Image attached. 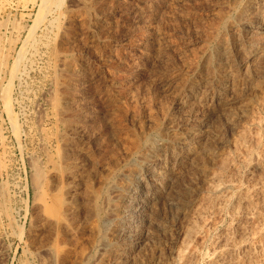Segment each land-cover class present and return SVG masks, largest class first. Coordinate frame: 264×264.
Listing matches in <instances>:
<instances>
[{
	"label": "rangeland",
	"instance_id": "374dc122",
	"mask_svg": "<svg viewBox=\"0 0 264 264\" xmlns=\"http://www.w3.org/2000/svg\"><path fill=\"white\" fill-rule=\"evenodd\" d=\"M45 2L0 0V264H175L192 225L205 226L186 264H212L234 236L246 238L219 264L255 250L264 259V242L251 230L264 193L235 229L232 206L209 207L206 190L230 157L239 169L226 196L264 187V170L253 168L264 152V0ZM249 21L260 43L254 63ZM223 72H232L224 77L232 87L219 95ZM244 133L249 157L234 154ZM38 170L44 179L36 185ZM61 184L72 204L70 229L55 228L44 209Z\"/></svg>",
	"mask_w": 264,
	"mask_h": 264
},
{
	"label": "bare ground",
	"instance_id": "6f19581e",
	"mask_svg": "<svg viewBox=\"0 0 264 264\" xmlns=\"http://www.w3.org/2000/svg\"><path fill=\"white\" fill-rule=\"evenodd\" d=\"M48 1V0H47ZM94 1V0H93ZM96 1H99V0H96ZM103 1V0H102ZM44 2H45V0H44ZM54 2V1H53ZM59 2V1H58ZM45 3H47V2H45ZM45 3H43V4H45ZM253 3V2H252ZM48 4V3H47ZM247 4V3H246ZM248 4H249V2H248ZM251 5V4H250ZM49 6V5H48ZM43 8H46L45 6L43 7ZM249 8V7H248ZM254 8V7H253ZM246 9V8H245ZM244 9V10H245ZM40 10H42V9H40ZM260 10V9H259ZM259 10L257 11L258 13H260L259 12ZM239 11V10H238ZM247 11V10H246ZM44 12V11H43ZM242 12V11H241ZM256 12V13H257ZM246 13V12H245ZM245 13H244V15H245ZM249 13V12H248ZM264 13V12H263ZM228 14V13H227ZM225 15V14H224ZM251 15V14H250ZM250 15H249V17H250ZM253 16V15H252ZM244 18H245V16H243ZM247 17V16H246ZM243 18V19H244ZM251 18H253V17H251ZM263 17H260V15H257L256 14V17H254L253 19H255V22L258 24V25H260V23H263V19H262ZM243 19H242V22H243ZM246 19V18H245ZM238 20V19H237ZM250 20V19H249ZM223 21V20H222ZM239 21V20H238ZM246 21V20H245ZM55 22V21H54ZM240 22H241V19H240ZM252 22H254L253 20H252ZM252 22H246L245 23V25L243 26L244 27V29H246V31L249 33V40H250V46H251V48H252V50H251V53L249 54V56H248V58L250 59V60H252L251 61V63H254V61H255V59H256V57H257V55H258V53H259V49H258V45L260 44L259 42H257L256 41V30H255V26H254V23H252ZM255 23V24H256ZM173 24V23H172ZM215 24V23H214ZM238 24V23H237ZM233 26V25H232ZM237 27H240V25L238 26V25H236ZM264 26V25H263ZM236 27V28H237ZM198 28H200V27H198ZM235 28V29H236ZM240 29V28H239ZM243 29V28H242ZM241 29V30H242ZM234 30V29H233ZM240 31V30H239ZM245 31V32H246ZM213 32V31H212ZM230 32V31H229ZM221 33V32H220ZM237 33V32H236ZM234 34V33H233ZM248 35V34H247ZM224 36V35H223ZM223 36L221 37V38H223ZM234 36H235V34H234ZM233 36V37H234ZM237 36V35H236ZM208 38V37H207ZM241 38V37H240ZM224 39H226L225 37L223 38V40ZM236 39V38H235ZM156 41V40H155ZM206 41H208V40H206ZM234 41V40H233ZM220 42H221V40H220ZM224 42H225V40H224ZM227 42V41H226ZM257 42V43H256ZM259 43V44H258ZM256 44H258L257 46H256ZM229 45H230V43H229ZM228 45V46H229ZM236 45V44H235ZM218 46H222V45H218ZM225 47V46H224ZM230 48V47H229ZM261 48V47H260ZM215 49H217V48H215ZM220 49V48H219ZM238 49V48H237ZM60 50V49H59ZM215 51V50H214ZM228 51L229 50H227V52H226V54L228 53ZM244 51V50H243ZM202 52V51H201ZM216 52V51H215ZM240 52V51H239ZM238 52V53H239ZM264 52V51H263ZM220 53H221V51H220ZM247 53H248V51H247ZM22 54V53H21ZM229 54H230V52H229ZM261 54V53H260ZM2 55V54H1ZM4 55V54H3ZM211 56V55H210ZM213 56V55H212ZM223 56V55H222ZM222 56H220V57H222ZM225 56V55H224ZM233 56V55H232ZM235 57V56H234ZM238 57V56H237ZM241 57V56H240ZM243 57H244V55H243ZM259 57V56H258ZM10 58V57H9ZM245 58V57H244ZM212 59V58H211ZM217 59V58H216ZM243 59V58H242ZM246 59V58H245ZM205 60H207V59H205ZM223 60V59H222ZM225 60V59H224ZM261 60V59H260ZM214 61V60H213ZM245 61V60H244ZM204 62V61H203ZM208 62V61H207ZM222 62V61H221ZM250 62V61H249ZM248 62V63H249ZM6 63H8V62H6ZM215 63V62H214ZM218 63H220L219 61H218ZM207 64V63H206ZM229 64V63H228ZM234 64V63H233ZM236 64V63H235ZM208 65V64H207ZM211 65V64H210ZM214 65V64H213ZM216 65V64H215ZM227 65V64H226ZM251 65H253V64H251ZM172 66V65H171ZM206 66V65H205ZM235 66V65H234ZM262 66V65H261ZM207 67H209V66H207ZM256 67V66H255ZM258 67H259V64H258ZM203 68V67H202ZM210 68H212V66L210 67ZM216 68V67H215ZM218 68V67H217ZM229 68V67H228ZM233 68V67H232ZM235 68V67H234ZM254 68V67H253ZM13 69V68H12ZM208 69V68H207ZM225 69V68H224ZM210 70V69H209ZM229 70H230V68H229ZM233 70V69H232ZM231 70V71H232ZM238 70V69H237ZM67 71V70H66ZM219 71V70H218ZM13 72V71H12ZM69 72V71H68ZM67 72V73H68ZM226 72V71H225ZM70 73V72H69ZM231 73L232 72H227V73H221V76H222V78L219 80V83H220V85H219V87H218V93H219V95H223L224 93H226V92H228V89L229 90H231L229 87L231 86L232 87V85H230L229 84V81H228V79L226 78V79H224V77H230L231 76ZM234 73V72H233ZM239 73V72H238ZM262 73V72H261ZM215 74V73H214ZM213 74V75H214ZM233 75V74H232ZM236 75V74H235ZM252 75V74H251ZM181 76V75H180ZM211 77H212V75H210ZM210 76H209V78H210ZM72 77V76H71ZM214 78H215V76H214ZM217 78V77H216ZM245 78V77H244ZM71 79V78H70ZM244 80V79H243ZM57 81V80H56ZM69 81V80H68ZM173 81V80H172ZM212 81V80H211ZM217 81V80H216ZM63 82V84H64V81H62ZM61 82V83H62ZM215 83V82H214ZM66 84H67V82H66ZM71 84V83H70ZM232 84V83H231ZM65 85V84H64ZM205 85V84H204ZM215 86V85H214ZM65 87V86H64ZM68 87V86H67ZM67 87H66V89H67ZM72 86H70V88H71ZM252 87V86H251ZM64 88H62V90H63ZM66 89H64V92H65V90ZM72 89V88H71ZM69 90V89H68ZM60 91H61V89H60ZM70 91V90H69ZM63 92V93H64ZM68 92V91H67ZM237 92V91H236ZM60 93V92H59ZM62 93V94H63ZM68 93H70V92H68ZM195 93V92H194ZM239 93V92H238ZM58 94V93H57ZM237 94V93H236ZM228 95V94H227ZM226 95V96H227ZM58 96V95H57ZM62 96V95H61ZM67 96H68V94H67ZM241 96V95H240ZM221 97H223V96H221ZM59 98V97H58ZM115 98V97H114ZM219 98V97H218ZM225 98V97H224ZM224 98H223V100H224ZM236 98H237V96H236ZM112 99V98H111ZM203 99V98H202ZM221 99V98H220ZM118 100V99H117ZM181 100V99H180ZM7 102V101H6ZM68 102H70V101H68ZM115 102V101H114ZM117 102V101H116ZM184 102V101H183ZM187 102V101H186ZM207 102V101H206ZM226 102V101H225ZM67 103V102H66ZM205 103V102H204ZM223 103V102H222ZM186 104V103H185ZM261 104H262V102H261ZM117 105V104H116ZM181 105V104H180ZM223 105V104H222ZM225 105V104H224ZM57 106V105H56ZM113 106V105H112ZM205 106V105H204ZM8 107H9V105H8ZM55 107V106H54ZM71 106H69L68 108H70ZM117 107V106H116ZM198 107V106H197ZM58 108V107H57ZM67 108V109H68ZM73 108V107H72ZM72 108H70V109H72ZM122 108V107H121ZM207 108V107H206ZM229 108V107H228ZM64 109H66V108H63V112L65 111ZM118 109V108H117ZM73 110V109H72ZM224 110H225V108H224ZM227 110V109H226ZM7 111V110H6ZM83 111V110H82ZM72 112V111H71ZM85 112V111H84ZM118 112V111H117ZM119 112H122V111H119ZM137 112V111H136ZM229 112H230V110H229ZM229 112H226V113H228L229 114ZM65 113V112H64ZM68 113V112H67ZM77 113V112H76ZM151 113V112H150ZM224 113V112H223ZM257 113V112H256ZM70 114H72V113H70ZM65 115V114H64ZM74 115H75V113H74ZM123 115V114H122ZM224 115V114H223ZM63 116V115H62ZM72 116V115H71ZM75 116H77V115H75ZM230 116V115H229ZM239 116V115H238ZM69 117V116H68ZM110 117V116H109ZM81 118H82V116H81ZM124 118V117H123ZM256 118V117H255ZM66 119V118H65ZM69 119V118H68ZM67 119V120H68ZM77 119H79V118H77ZM152 119V118H151ZM71 120V119H70ZM73 120V119H72ZM75 120V119H74ZM17 121V120H16ZM66 121V120H65ZM82 121H84V120H82ZM117 121V120H116ZM260 121V120H259ZM73 122V121H72ZM257 122V121H256ZM121 123V122H120ZM253 123V122H252ZM260 123V122H259ZM16 124V123H15ZM14 124V125H15ZM66 124V123H65ZM73 124V123H72ZM67 125V124H66ZM65 125V126H66ZM74 125V124H73ZM260 125V124H259ZM16 126V125H15ZM68 126V125H67ZM66 126V127H67ZM17 127V126H16ZM18 128V127H17ZM19 129V128H18ZM229 129V128H228ZM248 129V128H247ZM121 130V129H120ZM119 130V131H120ZM194 130V129H193ZM238 130V129H237ZM236 130V131H237ZM242 130V129H241ZM228 132V131H227ZM247 132V131H246ZM129 134H131V133H129ZM198 134H200V133H198ZM198 134H197V131L195 132V131H193L192 133H191V135L193 136V138H197V136H198ZM126 135H128V134H126ZM132 135V134H131ZM247 134H241L240 136V139L238 140V141H236L235 140V142H237V146H235V151H234V154H237L238 152H240V153H242L241 155H244V157H249V155H251L250 153H252V152H250L249 151V148L248 147H252V146H249V144H247L248 145V147L246 146V143H247V136H246ZM255 135V134H254ZM257 135V134H256ZM129 137H130V135H128ZM188 137V136H187ZM191 137V136H190ZM238 137V136H237ZM251 137V136H250ZM249 137V138H250ZM253 137V136H252ZM125 138V137H124ZM133 138V137H132ZM201 138V137H200ZM208 138V137H207ZM255 138V137H254ZM262 138V137H261ZM130 139V138H129ZM204 139V138H203ZM252 139V138H251ZM258 139H259V137L257 138V136H256V138H255V140H257L258 141ZM92 140V139H91ZM144 140V139H143ZM202 140V139H201ZM128 141H130V140H128ZM133 141V140H132ZM149 141V140H148ZM252 141H254V140H252ZM125 142V141H124ZM179 142H180V140H179ZM178 142V143H179ZM212 142V141H211ZM176 143V142H175ZM187 143V142H186ZM233 143H234V141H233ZM66 144V143H65ZM97 144V143H96ZM132 144H134V143H132ZM135 144H137L136 142H135ZM135 144H134V146H135ZM177 144V143H176ZM192 144V143H191ZM194 144V143H193ZM205 144V143H204ZM256 144H258V142L256 143ZM131 145V144H130ZM179 145V144H178ZM188 145V144H187ZM206 145V144H205ZM209 145V144H208ZM62 146V145H61ZM214 146V145H213ZM255 146H258V145H255ZM189 147V146H188ZM201 147V146H200ZM203 147H205V146H203ZM66 148V147H65ZM130 149H131V147H129ZM134 148V147H133ZM132 148V149H133ZM195 148V147H194ZM229 149V148H228ZM234 149V148H233ZM251 149V148H250ZM61 150V149H60ZM66 150V149H65ZM65 150L63 151L64 153H65ZM67 150H68V148H67ZM67 150H66V152H67ZM135 150V149H134ZM206 150V149H205ZM224 150H225V148H224ZM175 151V150H174ZM217 151V150H216ZM132 152V151H131ZM178 152V151H177ZM211 151H209V153H210ZM62 153V152H61ZM176 153V152H175ZM179 153V152H178ZM193 153V152H192ZM203 153V152H202ZM261 153V152H260ZM190 154V153H189ZM189 154H188V156H189ZM200 154V153H199ZM230 154H232V153H230ZM60 155V154H59ZM67 155V154H66ZM65 155V156H66ZM186 155V154H185ZM190 155H192V154H190ZM209 155V154H208ZM239 154H237V156H238ZM240 155V156H241ZM256 155V154H255ZM75 156V155H74ZM177 156V155H176ZM253 156V155H252ZM62 157H64V156H61V159H62ZM109 157V156H108ZM175 157V156H174ZM190 157H192V156H190ZM201 157V156H200ZM207 157V156H206ZM211 157V156H210ZM218 157V156H217ZM254 157V156H253ZM253 157H251V159H252V161L254 160L253 159ZM66 158H68V157H66ZM75 158V157H74ZM237 158V157H236ZM69 159V158H68ZM92 159V158H91ZM104 159V158H103ZM179 159V158H178ZM189 159V158H188ZM187 159V160H188ZM192 159V158H191ZM204 159V158H203ZM226 159V158H225ZM50 160V159H49ZM62 160H64V159H62ZM173 160V159H172ZM181 160V159H180ZM194 160V159H193ZM229 160H231V157H230V159L228 158V160H227V162H224V163H221L222 165V167L220 166V168H221V171H220V173H218V174H216L215 176H214V179H212L213 181H212V183H211V185H209V187H208V189H206V190H208V200H209V207H216L217 205H215L216 204V201H218L217 203H218V205L220 206V208H226V207H229L230 208V205L232 206V208H233V216L235 217L234 219L237 221V224L235 225V227H232V228H239V227H241V226H239V224H241L240 223V220L243 218V217H247L248 218V215L250 214V212L251 211H253L254 212V210L258 207L257 206V203L255 202V198L257 197V195H258V197H257V199L259 198V195H261L262 193H264V187L263 188H257V190H255L253 193H254V195H252V194H248V192L246 193V191H244L243 189H241V187L240 188H237V191L235 192V194H233V196H226L225 195V193L227 192V190L228 189H236V187H237V185H235V183L237 182H235L234 183V181H235V171L236 170H238L239 168L238 167H235L234 166V161H233V159L231 160L232 162H233V165L232 166H234V168H228L229 166H227V164H228V162H230ZM236 160V159H235ZM238 160V159H237ZM255 160H256V163H255V166L253 167V168H255V170L256 169H262V170H264V167H262V163H264V161L262 162V160H264V152H263V154L262 155H260L259 154V156H258V154H257V156H255ZM66 161H67V159H66ZM203 161H205V160H203ZM240 161V160H239ZM50 162V161H49ZM57 162V161H56ZM223 162V161H222ZM246 162V160H244L243 161V163H245ZM255 162V161H254ZM254 162L252 163V164H254ZM262 162V163H261ZM189 163H190V161H189ZM108 164V163H107ZM232 164V163H231ZM96 165V164H95ZM134 165V164H133ZM182 165V164H181ZM192 165V164H191ZM228 165H230V164H228ZM68 166V165H67ZM70 166V165H69ZM72 166V165H71ZM70 166V167H71ZM238 166V165H237ZM57 167V166H56ZM55 167V168H56ZM64 167H66V165L64 166ZM54 168V167H53ZM54 168V169H55ZM58 168V167H57ZM62 169H64V168H62ZM72 169V168H71ZM82 169V168H81ZM100 169V168H99ZM191 169H192V167H191ZM243 169V168H242ZM41 170H43V169H41ZM73 170V169H72ZM75 170V169H74ZM185 170V169H184ZM214 170V169H213ZM241 170V169H240ZM254 169H253V171H255ZM250 171V170H249ZM63 172V171H62ZM189 172H190V169H189ZM194 172V171H193ZM215 172V171H214ZM70 173V172H69ZM74 173V172H73ZM64 174V173H63ZM66 174V173H65ZM67 174H68V172H67ZM176 174V173H175ZM60 175V174H59ZM71 175V174H70ZM75 175V174H74ZM79 175V174H78ZM160 175V174H159ZM162 175V174H161ZM193 175V174H192ZM56 176V175H55ZM64 176V175H63ZM68 176H69V174H68ZM111 176V175H110ZM238 176V175H237ZM44 177V175H43V173L41 172V171H36V174H35V176L33 177V179H34V184H36V185H38L39 184V182L41 181V179ZM187 177V176H186ZM193 177V176H192ZM212 177H213V175H212ZM50 178H52V177H50ZM44 179V178H43ZM55 179V178H54ZM63 179H64V177H63ZM70 179V178H69ZM210 179V178H209ZM260 179V178H259ZM187 180V179H186ZM43 181L44 180H42V183H43ZM66 181V180H65ZM64 181V182H65ZM72 181V180H71ZM261 181V180H260ZM64 182H62L63 184H64ZM252 182V181H251ZM57 183V182H56ZM58 183H60V182H58ZM66 183V182H65ZM69 183V182H68ZM92 183V182H91ZM41 184V183H40ZM63 184H61L59 187L60 188H58V190L56 189V191L54 192V195L52 196V199H51V202L50 203H47L46 202V204H45V213L47 214V217H49V219H50V221H51V223L53 224V226L55 227V228H58V229H60L61 227H64V228H69L70 229V226H71V223H70V221H71V219H72V204H71V202L70 201H68L67 200V198L68 197H66V194L69 192V191H67V187H66V185H65V187H64V185ZM87 184V183H86ZM90 184V183H89ZM57 185H59V184H57ZM69 185V184H68ZM236 187H235V186ZM249 185V184H248ZM51 186V185H50ZM55 186V185H54ZM91 186V185H90ZM93 186V185H92ZM174 186V185H173ZM257 186V185H256ZM95 187V186H94ZM181 187H182V185H181ZM261 187V186H260ZM66 188V189H65ZM102 188V187H101ZM255 188V189H256ZM54 189V188H53ZM181 189V188H180ZM186 189V188H185ZM254 189V188H253ZM3 190V189H2ZM68 190H70V189H68ZM86 190V189H85ZM189 190V189H188ZM250 190V189H249ZM51 191H52V189H51ZM50 191V192H51ZM94 191V190H93ZM181 191V190H180ZM185 191V190H184ZM251 191V190H250ZM7 192V191H6ZM28 192V191H27ZM46 192V191H45ZM86 192V191H85ZM92 192V191H91ZM90 192V193H91ZM182 192V196L183 195H186V192H184L183 193V191H181ZM201 192V191H200ZM252 192V191H251ZM2 193V192H1ZM52 193V192H51ZM89 193V192H88ZM4 194V193H3ZM6 194V193H5ZM70 194V193H69ZM81 194V193H80ZM79 194V195H80ZM87 194V193H86ZM93 194H95V193H93ZM189 194V193H188ZM29 195V194H28ZM46 195H47V193H46ZM68 195V194H67ZM88 195V194H87ZM91 195V194H90ZM96 195V194H95ZM94 195V196H95ZM97 195H98V193H97ZM199 195V194H198ZM231 195V194H230ZM5 196V195H4ZM72 196V195H71ZM98 196H100V195H98ZM256 196V197H255ZM264 196V195H263ZM78 197V196H77ZM87 197H89V196H87ZM255 197V198H254ZM96 198V197H95ZM6 199V198H5ZM44 199H46V198H44ZM94 199V198H93ZM193 199V198H192ZM260 199V198H259ZM258 199V200H259ZM77 200V199H76ZM91 200V199H90ZM204 200H205V198H204ZM215 200V201H214ZM44 201V200H43ZM79 201V200H78ZM99 201V200H98ZM98 201H96L95 203H97ZM203 201V200H202ZM257 201V200H256ZM29 202V201H28ZM87 202V201H86ZM234 202L236 203L235 205H234ZM27 203V202H26ZM73 203H74V201H73ZM81 203V202H80ZM88 203V202H87ZM102 203V202H101ZM206 203V202H205ZM260 203V202H259ZM93 203L91 202V205H92ZM120 204V203H119ZM28 205V204H27ZM84 205V204H83ZM87 205V204H86ZM96 205V204H95ZM202 205H203V202H202ZM234 205V206H233ZM74 206V205H73ZM81 206V205H80ZM5 207V206H4ZM87 207V206H86ZM115 207V206H114ZM261 207H264V199L262 200V206ZM5 208H7V207H5ZM74 208V207H73ZM75 208H77V207H75ZM89 208V207H88ZM88 208H86V209H88ZM92 208V207H91ZM98 208V207H97ZM259 208V207H258ZM8 209V208H7ZM10 209V208H9ZM27 209V208H26ZM93 209H96L95 207H93ZM93 209H91L92 211H93ZM205 209H206V207H205ZM219 209V208H218ZM260 209H263V211H264V208H260ZM6 210V209H5ZM12 209H10V211H11ZM28 210V209H27ZM97 210V209H96ZM208 210V209H207ZM220 210V209H219ZM13 211V210H12ZM92 211H91V213H92ZM209 211V210H208ZM208 211H206V212H208ZM210 211H211V209H210ZM215 212H217V210L215 209L214 210ZM44 212V211H43ZM88 212H90L89 210H88ZM203 212V211H202ZM205 211H204V213H206ZM219 212V211H218ZM218 212H217V214H218ZM223 212V211H222ZM5 213V212H4ZM10 213V212H9ZM12 213V212H11ZM10 213V214H11ZM90 213V214H91ZM95 213V212H94ZM214 213V212H213ZM252 213V212H251ZM256 212H254V214H255ZM6 214V213H5ZM4 214V215H5ZM14 214V213H13ZM27 214V213H26ZM45 215V214H44ZM200 215V216H199ZM199 215H198V217H200L201 219H202V217H203V213H199ZM207 215V214H206ZM215 215V214H214ZM252 215V214H251ZM251 215H250V217H251ZM8 215H6V217H7ZM17 216V215H16ZM28 216V215H27ZM85 216V215H84ZM91 216V215H90ZM253 216V215H252ZM13 217V216H12ZM74 217V216H73ZM197 217V218H198ZM212 217V216H211ZM249 217V218H250ZM44 218H46V217H44ZM85 218H86V216H85ZM84 218V219H85ZM93 218V217H92ZM200 218H198V221H200L199 219ZM252 218V217H251ZM254 218V217H253ZM93 219H95V217L93 218ZM204 219V218H203ZM220 219V218H219ZM6 220V219H5ZM14 220H16V219H14ZM13 220V221H14ZM73 220V219H72ZM194 220V219H193ZM12 221V220H11ZM48 221V220H47ZM89 221V220H88ZM94 221V224L96 223V221L95 220H93ZM92 221V222H93ZM190 222H191V220H189ZM198 221H197V223H198ZM214 221V220H213ZM219 221V220H218ZM217 221V222H218ZM244 221H245V219H244ZM252 221H255L256 223H259L257 226H255V227H253L251 230H252V233L253 234H255V236H256V238H257V240H261V242H264V231H262V227H264L263 225H264V213L263 214H259V215H257L254 219H252ZM16 222V221H15ZM87 222V221H86ZM201 222V221H200ZM222 222V221H221ZM235 222V221H234ZM51 223H49V224H51ZM89 223V222H88ZM202 223V222H201ZM205 223V222H204ZM85 224V223H84ZM195 224V223H194ZM228 224H230V223H228ZM261 224V225H260ZM74 225V224H73ZM76 225V224H75ZM90 225V224H89ZM95 225H97V224H95ZM111 225V224H110ZM198 225V224H197ZM196 225V226H197ZM207 225V224H206ZM242 225H243V223H242ZM24 226V225H23ZM79 226V225H78ZM98 226V225H97ZM96 226V227H97ZM189 226V225H188ZM203 226H205V225H202V226H197L196 228H193V225H192V228L190 227V229L189 230H187V232H186V235H185V239L183 240L184 241V243H183V247L181 248V250H179L178 251V253H177V256H176V259L175 260H177L176 261V263L175 264H186V259H188L190 256L192 257V254H194V247L192 246V244H193V241L196 239L195 238V236L197 235V234H199V233H201L202 232V227ZM208 226V225H207ZM244 226V225H243ZM250 226V225H249ZM21 227V226H20ZM72 227V226H71ZM93 227V226H92ZM194 227H195V225H194ZM228 227V226H227ZM230 227V226H229ZM74 228V227H73ZM208 228V227H207ZM212 228V227H211ZM245 228V227H244ZM243 228V229H244ZM251 227H249V228H247V229H245L246 231H242L244 234H246V232H247V230H249ZM24 228L23 227H21V232H20V237H22V236H24V230H23ZM48 229H50V228H48ZM242 229V230H243ZM53 230H56V229H54L53 228ZM66 230V229H65ZM88 230V229H87ZM86 230V231H87ZM99 230V229H98ZM206 230V229H205ZM230 230V229H229ZM233 230V229H232ZM49 231V230H48ZM66 231H70V230H66ZM94 231V230H93ZM201 231V232H200ZM47 232V231H46ZM50 232H51V230H50ZM232 232V231H231ZM249 232V231H248ZM57 233V232H56ZM59 233V232H58ZM99 233H100V230H99ZM205 233V232H204ZM235 233V232H234ZM233 233V234H234ZM54 234V233H53ZM242 234V233H241ZM51 235V234H50ZM73 235V234H72ZM85 235V234H84ZM203 235V234H202ZM220 235H221V233H220ZM219 235V236H220ZM49 236V235H48ZM53 236V235H52ZM55 236V235H54ZM56 236H57V234H56ZM55 236V237H56ZM240 236H242V235H240ZM250 236H251V234H250ZM29 237H31V236H29ZM54 237V238H55ZM60 237V236H59ZM62 237V236H61ZM65 237V236H64ZM63 237V239L62 240H64L65 238ZM197 237H198V235H197ZM202 237V236H201ZM204 237V236H203ZM224 237V236H223ZM227 237V236H226ZM248 237V236H247ZM253 237V236H252ZM49 238V237H48ZM53 238V239H54ZM131 238V237H130ZM195 238V239H194ZM205 238V237H204ZM240 238V237H239ZM239 238H237V239H239ZM242 238V237H241ZM240 238V239H241ZM246 237H244V238H242V239H245ZM31 239V238H30ZM47 239V238H46ZM50 239H52V238H50ZM110 239V238H109ZM129 239V238H128ZM236 238H235V236L234 237H231V238H228L227 240H226V245H225V249L223 248L221 251H219V252H216L215 253V258L213 259V261H212V264H219L222 260H224L226 257H227V255L230 253V252H233L234 250H236L237 248H239L238 247V240H237ZM239 239V240H240ZM33 240V239H32ZM61 240V241H62ZM133 240V239H132ZM132 240H131V242L130 243H126V245H128V246H130L131 244L133 245V243H132ZM247 240V239H246ZM250 240V239H249ZM257 240H256V242H257ZM50 241V240H49ZM48 241V242H49ZM54 241V240H53ZM56 241V240H55ZM241 241V240H240ZM65 242V241H64ZM63 242V243H64ZM125 242H127V241H125ZM50 243V242H49ZM48 243V244H49ZM52 243H54V242H52ZM182 243V242H181ZM51 244V243H50ZM59 244L61 245V243L59 242ZM106 244V243H105ZM135 244V243H134ZM254 244H256V243H254ZM259 244H261V243H259ZM264 244V243H263ZM262 244V245H263ZM217 245V244H216ZM222 245V244H221ZM115 246H116V244H115ZM127 246V247H128ZM195 246V245H194ZM264 246V245H263ZM56 247V246H55ZM54 246H53V248H55ZM63 247V246H62ZM248 247V246H247ZM252 247V246H251ZM52 248V247H51ZM50 248V249H51ZM124 248H126V247H124ZM130 248H132V246L131 247H129V249ZM222 248V247H221ZM243 248V247H242ZM64 249V248H63ZM62 248H61V250H63ZM84 249H85V247H84ZM114 249V248H113ZM128 249V248H127ZM52 250V249H51ZM60 250V251H61ZM112 250V249H111ZM54 251V250H53ZM60 251H58L59 253H60ZM78 251V250H77ZM125 251H127L126 249H125ZM215 251V250H214ZM256 251V250H255ZM255 251H253V253H251V251L246 255V257L245 258H239V259H235V261L233 262V263H231V264H264V259H261V258H259V254H258V256H257V254L255 255L254 253H255ZM263 251V250H262ZM64 252V251H63ZM67 252V251H66ZM69 252V251H68ZM86 252V251H85ZM84 252V253H85ZM62 253V252H61ZM116 253V252H115ZM63 254V253H62ZM197 254V253H196ZM237 254V253H236ZM239 254V253H238ZM58 255H60V254H58ZM70 255V254H69ZM68 255V256H69ZM119 255V254H118ZM231 255V254H230ZM65 256V255H64ZM64 256H62V257H64ZM67 256V255H66ZM196 256V255H195ZM58 257V256H57ZM72 257V256H71ZM84 257V256H83ZM119 257V256H118ZM194 257V256H193ZM198 257V256H197ZM239 257V256H238ZM244 257V256H243ZM262 257V256H261ZM68 258V257H67ZM204 258V257H203ZM263 258V257H262ZM60 260L61 259H63V258H59ZM71 259V258H70ZM127 259V258H126ZM227 259V258H226ZM232 259V258H231ZM231 259H230V261H231ZM56 260H57V258H56ZM64 260V259H63ZM62 260V261H63ZM69 259H67V261H68ZM81 260V259H80ZM190 260V259H189ZM192 260V259H191ZM191 260L189 261V264L191 263ZM188 261V260H187ZM225 261V260H224ZM227 261H229L228 259H227ZM226 261V262H227ZM55 262V261H54ZM57 262V261H56ZM64 262V261H63ZM69 262V261H68ZM193 262V261H192ZM198 262V261H197ZM58 263H59V261H58ZM70 263V262H69ZM69 263H67V264H69ZM222 263H224L223 261H222ZM76 264V263H75ZM193 264H194V262H193ZM196 264V263H195Z\"/></svg>",
	"mask_w": 264,
	"mask_h": 264
},
{
	"label": "built area",
	"instance_id": "2783aa9c",
	"mask_svg": "<svg viewBox=\"0 0 264 264\" xmlns=\"http://www.w3.org/2000/svg\"><path fill=\"white\" fill-rule=\"evenodd\" d=\"M25 180L27 181V175L26 173L24 174ZM15 211V209H13Z\"/></svg>",
	"mask_w": 264,
	"mask_h": 264
}]
</instances>
